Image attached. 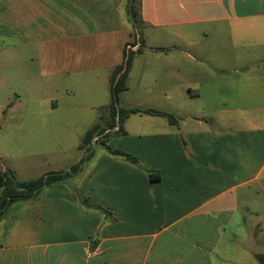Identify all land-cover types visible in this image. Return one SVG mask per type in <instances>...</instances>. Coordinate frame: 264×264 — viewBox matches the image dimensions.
<instances>
[{"label":"crops","instance_id":"crops-1","mask_svg":"<svg viewBox=\"0 0 264 264\" xmlns=\"http://www.w3.org/2000/svg\"><path fill=\"white\" fill-rule=\"evenodd\" d=\"M128 1L0 0L7 28L31 37L43 53L57 44L61 55L89 54L83 63L44 64L40 75L51 86L66 83L64 95L110 93V78L137 35L138 55L118 100L123 109L176 120L128 117L125 133L115 134L116 126L107 144L139 166L97 148L95 139L94 157L77 177L45 189L33 204L13 205L0 222V264H243L219 247L242 248L229 232L240 191L253 187L252 203L264 206V0H138L136 29ZM149 32L172 44L144 47ZM55 76L64 81H50ZM134 76L156 92L131 96ZM97 105L88 111L98 112ZM101 107L107 115L96 124L105 125L108 107ZM136 116L141 129L130 125ZM144 167L159 171L160 180L150 181ZM76 194L116 221L82 206ZM247 252L258 264V252Z\"/></svg>","mask_w":264,"mask_h":264},{"label":"rangeland","instance_id":"rangeland-1","mask_svg":"<svg viewBox=\"0 0 264 264\" xmlns=\"http://www.w3.org/2000/svg\"><path fill=\"white\" fill-rule=\"evenodd\" d=\"M1 25H6L0 28V156L2 159L0 162L2 167L4 171H11L17 182L35 180L52 172L66 170L76 164L83 154L80 146L83 144L85 130L107 115L106 110L100 106L105 103L107 107L109 106L110 93L105 97L102 95L93 97L83 89L82 92H67L64 95L62 88L67 86L66 83L51 86L49 77L40 75L43 74L44 64L83 63L87 62L89 54H76L72 57L66 54L61 55L57 50V44L43 47L45 51L43 53L40 44L32 42L33 39L28 35L21 37L11 32L7 28L9 23L6 19L3 21L0 18ZM148 37L152 39L146 41L145 38L144 47L172 44L165 38L156 37L152 32L148 33ZM136 40L138 43L137 35ZM137 55L136 52L125 51V58L131 56L134 59ZM55 80L59 83L63 82L64 78L61 76L50 78V81ZM143 81L141 84L145 85H140L137 76L131 79L132 90L131 94L129 93L131 96L145 98L149 91L156 92L155 89L158 87ZM145 86L148 89L140 94L138 89ZM108 89L110 90V84ZM102 97L103 103L96 101L97 98L99 100ZM52 102H58L57 109L52 107ZM97 102L98 112H89L91 104H97ZM118 105L122 108L119 100ZM129 119L131 127L135 129H141L144 126V123H139L137 116ZM36 122L39 124L47 122L45 131L37 129ZM106 123L105 121L104 124ZM252 190H254L253 187L239 192L241 196L238 210L230 226L233 228L229 229V232L233 231L238 237L242 248L232 247L225 242L219 247V252H223L221 254L240 258L243 264H250L253 261L247 248L264 253V206L260 203L259 209L255 207L251 201ZM256 210L258 216L254 214Z\"/></svg>","mask_w":264,"mask_h":264},{"label":"trees","instance_id":"trees-1","mask_svg":"<svg viewBox=\"0 0 264 264\" xmlns=\"http://www.w3.org/2000/svg\"><path fill=\"white\" fill-rule=\"evenodd\" d=\"M137 1L138 0H129L126 6L127 15L135 29L139 25L138 13L135 8ZM124 61V67H117L110 78V104L108 106V121L106 120V125H102L100 123L94 125L84 134L83 144L80 146L83 154L78 159L76 164L70 166L66 170L52 172L35 180L23 182H17L11 171L3 172L0 167V188L2 189L0 194V222L5 219L13 205L17 203L33 204L40 199L41 193L45 189L51 188L56 184L66 182L74 177H77L83 171L86 164L94 157L95 146L102 148L112 157L118 158L130 165L139 166L138 160L135 157L122 151L114 150L107 144L111 136V133L109 132L116 126H118V130L115 132V134L121 135L125 133L122 128V124L128 117L132 115H147L163 117L171 125L176 123V120L172 115L164 112L140 108L123 109L119 107L118 97L119 93L125 90V80L132 61L131 56L125 58L124 55ZM95 139L98 140L95 142L94 146L92 143ZM143 169L150 181L160 180L159 171L149 167H144ZM75 197L85 208L97 211L111 221H116V217H114V215L108 209L100 206L90 199L80 198V196L77 194ZM94 247L95 246H92L91 248L94 249ZM254 257L258 264H264L263 253H257L254 255Z\"/></svg>","mask_w":264,"mask_h":264},{"label":"built area","instance_id":"built-area-1","mask_svg":"<svg viewBox=\"0 0 264 264\" xmlns=\"http://www.w3.org/2000/svg\"><path fill=\"white\" fill-rule=\"evenodd\" d=\"M138 48H139V45L137 43V44H135V45H133L131 47H127V50L128 51H132V52H137L138 51Z\"/></svg>","mask_w":264,"mask_h":264}]
</instances>
